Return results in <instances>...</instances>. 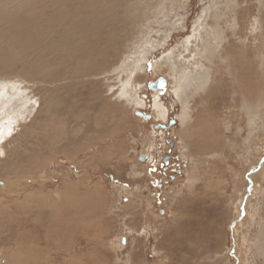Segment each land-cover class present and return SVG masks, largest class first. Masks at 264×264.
Segmentation results:
<instances>
[{
	"label": "rangeland",
	"instance_id": "1",
	"mask_svg": "<svg viewBox=\"0 0 264 264\" xmlns=\"http://www.w3.org/2000/svg\"><path fill=\"white\" fill-rule=\"evenodd\" d=\"M20 260L264 264V0H0V264Z\"/></svg>",
	"mask_w": 264,
	"mask_h": 264
},
{
	"label": "crops",
	"instance_id": "2",
	"mask_svg": "<svg viewBox=\"0 0 264 264\" xmlns=\"http://www.w3.org/2000/svg\"><path fill=\"white\" fill-rule=\"evenodd\" d=\"M246 95L248 96L249 95V93H246ZM245 96V95H244ZM249 101V100H248ZM249 103V102H248ZM243 105V104H242ZM202 115L205 117V118H207V112H206V108H203V110H202ZM212 115H214V116H212ZM211 116H212V119H214L215 120V122H213L214 124H216V127H214V130H215V132H218V133H220V134H223V129L221 128V124H220V121L222 122V114H221V112H219V110H217L215 113L214 112H212V114L210 115V118H211ZM228 117V116H227ZM239 117V116H238ZM205 118H200V120H199V123H196L197 121H195V123H194V129H195V134H196V130H197V127L198 126H200V125H204L205 123H206V120H205ZM244 119H248V116H247V114H245L244 113V111H243V113H241V116H240V121L242 120V122H243V120ZM204 120H205V122H204ZM211 122V121H210ZM248 123V122H247ZM237 124V123H236ZM234 126H235V124H233L232 125V127L234 128ZM228 131V129H226L225 130V132H227ZM201 132H203L202 130H201ZM206 130L203 132L204 134H206ZM232 132H233V129H232ZM232 147H235L234 146V144L232 143ZM200 150V149H199ZM201 154H205V150L204 149H201L200 151H199ZM106 241H107V239H106ZM104 242L105 241H103L102 239H99V240H97L96 241V246L98 247V249L97 250H99V249H102L103 248V246H104V248H105V244H104ZM122 242L123 243H126V239H122ZM71 248H72V245H71ZM106 249L107 250H109L110 248L109 247H106ZM107 250H105V253L107 252ZM107 255H108V253H106ZM71 257V256H70ZM70 257H67L66 256V259L68 260ZM77 258V257H76ZM73 259H75V258H73Z\"/></svg>",
	"mask_w": 264,
	"mask_h": 264
},
{
	"label": "flooded vegetation",
	"instance_id": "3",
	"mask_svg": "<svg viewBox=\"0 0 264 264\" xmlns=\"http://www.w3.org/2000/svg\"><path fill=\"white\" fill-rule=\"evenodd\" d=\"M159 78H160V77H159ZM159 78H158V79H159ZM156 80H157V79H156ZM156 80H154V81H156ZM147 87H148L149 89H152V88H150V86H149L148 83H147ZM152 90H154V89H152ZM143 94H144V97L146 98V101H147V109L144 110L142 113H143V115H149V114H151V113H150V110H149V108H150V106H151L150 98H149V96H148L147 93H143ZM176 123H177V119H176L174 116H170L166 123H159V125H160V127H162V128H164V129L170 131L171 129H173V128L175 127ZM159 125H157V126H159ZM166 140H167V143H168V145H169V148H170L171 150H173V149H174V142H173L172 137H170V136L168 135V136L166 137ZM170 162H171V154H168V155L164 158V164L167 165V166H169V165L171 164ZM167 170H168V169H166V171H167ZM171 176H172V178L175 177L174 174H171ZM161 184H162V183H160V185H161Z\"/></svg>",
	"mask_w": 264,
	"mask_h": 264
},
{
	"label": "bare ground",
	"instance_id": "4",
	"mask_svg": "<svg viewBox=\"0 0 264 264\" xmlns=\"http://www.w3.org/2000/svg\"><path fill=\"white\" fill-rule=\"evenodd\" d=\"M103 32V31H102ZM244 59V58H243ZM242 59V60H243ZM43 60V59H42ZM79 64V63H78ZM81 65H83V64H81ZM246 70V69H245ZM35 71H37V69L35 70ZM243 72V71H242ZM50 73H51V70H50ZM31 74H34V72L33 73H31ZM40 74V73H39ZM53 74V73H52ZM52 74H51V77L53 78V79H59V76H60V70H57L55 73H54V75L52 76ZM243 74V73H242ZM35 76H36V74H35ZM39 76H41V75H39ZM34 77V76H33ZM37 78V77H36ZM39 79V78H38ZM246 79V78H245ZM169 85V84H168ZM66 87L68 86V85H65ZM183 86V85H182ZM183 88V87H182ZM64 90H65V88H64ZM243 90H245V89H243ZM68 91V90H67ZM179 91V90H178ZM246 91V90H245ZM249 91V90H248ZM52 93V96L53 97H55V95H56V93H54L53 94V92H51ZM246 93V92H245ZM49 95V94H48ZM47 95V96H48ZM51 96V95H50ZM56 98V97H55ZM52 99H54V98H52ZM163 110V109H162ZM165 110V109H164ZM161 116V115H160ZM67 131V130H66ZM69 131L70 130H68L67 132L69 133ZM71 132V131H70ZM208 138V137H207ZM211 140V139H210ZM222 144V141H220L219 142V144L218 145H221ZM210 147V146H209ZM201 148H203V147H201ZM5 165V164H4ZM6 166L8 167V168H10V162H8V163H6ZM12 167V166H11ZM15 170L17 171V172H21V173H24V172H27V170H25V168L22 166V164H21V161L20 162H17V165L15 166ZM29 171H30V169H29ZM14 187V186H13ZM81 191V190H80ZM82 192V191H81ZM76 195H81V193H79V191H78V189L76 188H72V189H70L69 188V190H68V197L70 196V197H74V196H76ZM66 199V198H65ZM64 201V200H63ZM72 204V203H71ZM75 206V205H74ZM59 208L60 207H58L57 208V211L59 210ZM62 209H63V206H62ZM59 217V216H58ZM55 224V223H54ZM187 231V230H186ZM183 236V235H182ZM25 261H27V260H25ZM27 263V262H26ZM20 264H23L22 263V260H20Z\"/></svg>",
	"mask_w": 264,
	"mask_h": 264
},
{
	"label": "water",
	"instance_id": "5",
	"mask_svg": "<svg viewBox=\"0 0 264 264\" xmlns=\"http://www.w3.org/2000/svg\"><path fill=\"white\" fill-rule=\"evenodd\" d=\"M169 84L168 79L166 77H160L159 79H157L156 81H151L149 82V86L150 88L154 89V90H158L159 88H164L165 86H167ZM141 114L143 115V113L141 112ZM145 118H150L151 115H143Z\"/></svg>",
	"mask_w": 264,
	"mask_h": 264
}]
</instances>
